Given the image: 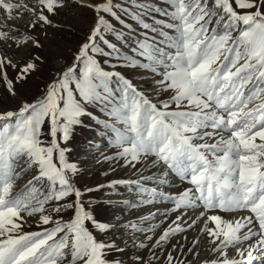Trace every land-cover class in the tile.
<instances>
[{"label": "snow or ice", "instance_id": "snow-or-ice-1", "mask_svg": "<svg viewBox=\"0 0 264 264\" xmlns=\"http://www.w3.org/2000/svg\"><path fill=\"white\" fill-rule=\"evenodd\" d=\"M0 264H264V0H0Z\"/></svg>", "mask_w": 264, "mask_h": 264}, {"label": "rangeland", "instance_id": "rangeland-1", "mask_svg": "<svg viewBox=\"0 0 264 264\" xmlns=\"http://www.w3.org/2000/svg\"><path fill=\"white\" fill-rule=\"evenodd\" d=\"M44 75H45V76L47 75V69L45 70ZM42 78H43V77L37 78L36 81H35V83H36V84H39V83H40V80H41ZM81 138H82L81 135L78 134V136H77V140H80ZM95 167L98 168V169H100V170H103V168H102L100 165H96ZM105 167H106V166H105ZM121 175H125V173H121ZM87 179H89V178H88V177H85V180H87ZM100 179H103V178L101 177Z\"/></svg>", "mask_w": 264, "mask_h": 264}]
</instances>
